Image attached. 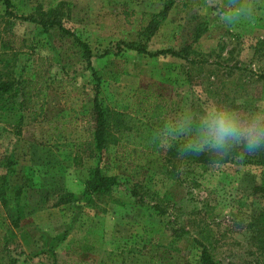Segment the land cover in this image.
<instances>
[{"label": "rangeland", "instance_id": "rangeland-1", "mask_svg": "<svg viewBox=\"0 0 264 264\" xmlns=\"http://www.w3.org/2000/svg\"><path fill=\"white\" fill-rule=\"evenodd\" d=\"M254 2L251 20L226 27L202 11V0H0V83L11 85L0 107L13 106L0 109V156L10 163L0 200V264H154L155 257L200 264L202 247L215 264H264L250 226L264 212L257 155L187 165L154 139L166 119L198 115L208 100L241 112L264 102V0ZM164 4L165 16L148 29ZM54 15L88 51L56 26L25 19ZM126 42L181 56H149ZM94 93L126 114L138 103L164 107L159 120L142 113L130 129L149 136L148 150L162 156L158 168L143 167L136 199L118 157L123 147L115 144L99 165L118 183L103 202L81 196L96 158L86 155L85 143L78 161L72 158L91 137ZM67 192L78 199L57 203Z\"/></svg>", "mask_w": 264, "mask_h": 264}, {"label": "trees", "instance_id": "trees-1", "mask_svg": "<svg viewBox=\"0 0 264 264\" xmlns=\"http://www.w3.org/2000/svg\"><path fill=\"white\" fill-rule=\"evenodd\" d=\"M167 5L164 4L161 11L158 15H153L152 19L149 20L147 27L148 29H154L157 25L158 19L163 18L165 16ZM51 11H55L53 8H49ZM38 10V13L44 14ZM26 20H30L42 26L43 28L49 26H56L60 32L68 34L73 37L74 41H76L79 45L83 47L84 50L88 51L87 47L84 43L80 42V40L75 37L69 30L63 28L60 20L57 18V15L52 16L50 19H39L34 17L25 18ZM125 47L128 49H132L138 53H145L149 56H177L180 57L181 54L172 48H163L157 49L153 52H148L142 46L135 45L131 42H126ZM92 75H94V70L91 69ZM260 77H262L260 75ZM264 77V76H263ZM10 83H0V96L3 93L10 92ZM20 100L18 102L19 107L23 105V100H25V95L20 93ZM143 99H139L141 102ZM8 108V111L13 107L10 102H8V106L6 104H2L0 109L4 111ZM143 109V111H141ZM164 111V107L157 102H150L142 108L140 103L135 105V108L132 110L131 114H126L121 111H117L109 108L108 106L101 105L97 99V95L94 93L91 99V106L89 108V115L91 118V137L90 139L81 142L77 145L75 149V153L73 155V162L78 161L79 155V146L81 144L86 145L87 156H92L96 158V164L88 168L86 170V174L83 180V188L81 196L84 197V203H92L94 204L96 200L103 202V196H108L110 190L113 185L118 183V180L113 174H103L101 172V167L99 165L101 160V155L106 150V148L111 145H119L122 148V151L118 154V157L121 159L123 164L124 171L127 172V176L129 180L132 181V185L130 187V194L136 199L138 198V193L136 192V188H134L135 184L141 183L142 179V169L143 167L147 168H158L161 163L162 156L157 153L148 150L151 138L142 133H137L131 131L132 124L137 121L144 113L147 117L146 119L149 121H157L161 118ZM136 119H135V118ZM142 118V117H141ZM22 120V116L17 114V119L15 124L17 126L20 125ZM152 123V122H151ZM174 148H169L167 152L170 156L177 157L185 161L187 165H210L219 162H225L229 157L243 155L239 149L235 150L231 155L224 159L212 161V157L208 153H202L200 155H190L187 157L180 158L178 157V152H174ZM257 155V162L259 164L264 165V152H260L255 154ZM10 163L9 160L6 159L4 155L0 156V168L5 169V173L0 174V200L4 202V192L8 183L5 179V174L10 171L9 169ZM189 169V168H188ZM257 189H259L264 194V178L261 179L260 183H258ZM78 196L71 192L63 193L60 195V198L57 203H67L70 201H76ZM19 215V211H18ZM12 219V226H17V221L19 216H16ZM250 226L252 229V233L254 235V239L261 250H264V212H259L258 214L251 217ZM159 257L149 258V261L154 264H160ZM199 263L200 264H215L212 260L210 254L202 247L199 252ZM110 264H117L115 261L110 262Z\"/></svg>", "mask_w": 264, "mask_h": 264}, {"label": "clouds", "instance_id": "clouds-1", "mask_svg": "<svg viewBox=\"0 0 264 264\" xmlns=\"http://www.w3.org/2000/svg\"><path fill=\"white\" fill-rule=\"evenodd\" d=\"M202 11L215 22L231 27L251 20L254 0H202ZM154 139L166 150L174 145L178 157L208 153L212 161L239 149L242 154L264 152V102L241 112L230 104L208 100L198 115L184 111L165 120Z\"/></svg>", "mask_w": 264, "mask_h": 264}, {"label": "crops", "instance_id": "crops-1", "mask_svg": "<svg viewBox=\"0 0 264 264\" xmlns=\"http://www.w3.org/2000/svg\"><path fill=\"white\" fill-rule=\"evenodd\" d=\"M75 153V152H74ZM74 153H73V155H74ZM55 235V234H54ZM54 251V250H53Z\"/></svg>", "mask_w": 264, "mask_h": 264}]
</instances>
